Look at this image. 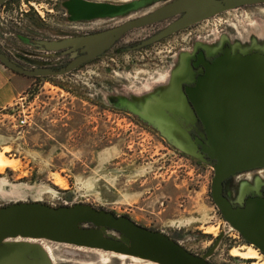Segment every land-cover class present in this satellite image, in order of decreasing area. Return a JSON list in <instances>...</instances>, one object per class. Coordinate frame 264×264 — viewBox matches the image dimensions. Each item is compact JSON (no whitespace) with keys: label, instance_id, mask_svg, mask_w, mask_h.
Masks as SVG:
<instances>
[{"label":"rangeland","instance_id":"374dc122","mask_svg":"<svg viewBox=\"0 0 264 264\" xmlns=\"http://www.w3.org/2000/svg\"><path fill=\"white\" fill-rule=\"evenodd\" d=\"M77 1L131 7L116 17L74 21ZM170 1L25 0L20 12L12 1L13 7L0 9V51L25 68L58 66L66 58L45 53L35 41L100 32ZM166 24L130 31L104 55L66 75L23 78L20 100L0 111V155L15 166L0 171V207L86 204L164 234L195 256L220 236L206 261L248 264L229 255L241 248L233 244L238 236L210 200L211 163L185 141L187 131L199 132L176 82L189 85L186 60L200 48L207 56L221 44L233 52L264 53V5L226 11L132 49ZM246 173L225 182L233 203L264 185V175ZM27 242L42 246L51 264H154L45 240ZM257 255L250 264H264Z\"/></svg>","mask_w":264,"mask_h":264},{"label":"water","instance_id":"95a60500","mask_svg":"<svg viewBox=\"0 0 264 264\" xmlns=\"http://www.w3.org/2000/svg\"><path fill=\"white\" fill-rule=\"evenodd\" d=\"M4 1L0 0V4ZM252 5H264V0H172L104 32L38 42L46 52L79 50L83 54L58 71L22 69L1 51L0 65L26 77L60 76L101 55L129 31L167 22L143 43L150 45L220 13ZM130 7L77 1L72 19L116 17ZM201 65L203 74L192 86L184 87L183 95L204 135V143L195 144L212 165L209 197L222 220L264 256V197L248 198L242 208H231L222 195L224 180L264 168V53H232L225 49L210 63ZM183 136L191 143L186 134ZM219 239L220 236L205 254L195 256L166 235L86 204L50 207L29 202L0 207V264H48L37 255V248L22 243L27 240L125 255L154 264H209L206 259Z\"/></svg>","mask_w":264,"mask_h":264},{"label":"flooded vegetation","instance_id":"af4514ba","mask_svg":"<svg viewBox=\"0 0 264 264\" xmlns=\"http://www.w3.org/2000/svg\"><path fill=\"white\" fill-rule=\"evenodd\" d=\"M12 1H15V4H19V7H18V11L20 12V6H21V4L23 3V2H25V0H6V1H4L2 4H0V9H3V7H4V5H9V6H11V7H13V5H12ZM8 11H10V13H11V11H14V8H12V10H8ZM110 29V28H109ZM106 30H108V29H106ZM106 30H103V31H100V32H104V31H106ZM100 32H96V33H88V34H86V33H84V34H81V35H78V36H71V37H67V38H63V39H57V40H38V41H35V45L36 46H38L39 48H41L42 50H43V46H40L39 44H38V42H40V41H60V40H64V39H68V38H74V37H79V36H87V35H93V34H97V33H100ZM130 32V31H129ZM129 32H127V33H129ZM126 33V34H127ZM126 34H124L123 36H125ZM122 36V37H123ZM122 37H120L118 40H116L111 46H110V48L115 44V43H117ZM148 39V38H147ZM147 39H145V40H142L137 46H134V47H132V49H135L136 47L137 48H145V47H148L149 45H143V43L147 40ZM151 45V44H150ZM109 48V49H110ZM109 49H107L106 51H104L101 55H99V56H97V57H95V58H93L92 60H90V61H88V62H86V63H84V64H82V65H80L79 67H82L83 65H85V64H87V63H90V62H92L93 60H95V59H97V58H99L100 56H102V55H104ZM131 49V48H130ZM225 49H228L230 52H232V53H239L240 51L239 50H236V51H232L230 48H229V46H227V44H221V46L219 47V49L218 50H213V51H216V52H211V53H215L214 55H212V56H207V49L206 48H200V50H197V51H195V52H193V54H192V58H190L189 60H186V67H184V69L187 71V76H185L186 78H189V79H192L191 80V82H189V85L188 86H186V85H184V84H181V82L182 81H177L176 82V84H177V87H176V90H177V92H178V94L180 95V98H181V100L185 103V105L187 106V108H188V110L191 112V114H192V116H193V118H194V122H195V127H196V129H197V131L199 132V133H193V132H190V131H187V133H186V135L188 136V138H189V140H190V142H191V144L194 146V148L196 149V151L205 159V160H207V158L200 152V147L197 145V144H195V141H199L200 143H204V135H203V131H202V127H201V125H200V123H199V121H198V119L196 118V116H195V114H194V112L192 111V108L190 107V105L189 104H187V102L185 101V99H184V95H183V89H184V87H190V86H192V83L196 80V78L197 77H199V76H201L202 74H203V67H202V65H201V62H206V63H210L214 58H216L218 55H220L221 53H222V51L223 50H225ZM44 51V50H43ZM45 53H47L46 51H44ZM259 52V51H258ZM48 53H51V54H56V55H58V56H60V57H62V58H66V61H64L62 64H60V65H58V66H52V67H44V66H42V67H30V68H25V67H23V66H19V65H17V66H19V67H21L22 69H25V70H32V69H34V68H43V69H46V70H53V71H58V70H60V69H62V68H64L68 63H70L72 60H74V59H76V58H78V57H80V56H82L83 54L82 53H80L79 52V50H76V51H74V52H67V51H65V50H61V51H57V52H48ZM210 52H209V54L208 55H210L211 54ZM240 53H242V52H240ZM251 53H255V52H251ZM243 54H246V53H243ZM248 54V53H247ZM208 57H210V58H208ZM187 59V58H186ZM12 62V61H11ZM13 63V62H12ZM15 64V63H14ZM79 67H77V68H79ZM76 68V69H77ZM76 69H74V70H76ZM74 70H72V71H74ZM71 71V72H72ZM70 73V72H69ZM14 74V73H13ZM66 74H68V73H66ZM66 74H63V75H66ZM17 75V74H16ZM63 75H60V76H63ZM19 76H21V77H23V78H25V79H32V80H40V79H47V78H53V77H60V76H47V77H26V76H22V75H19ZM186 78H184V79H186ZM184 79H183V81H184ZM188 79V80H189ZM178 88H179V90H178ZM208 161V160H207ZM262 170L264 169V168H261ZM261 169H256V170H254V171H251L252 173L251 174H255L256 175V173L259 171V170H261ZM256 171V172H255ZM248 173V172H247ZM246 173V174H247ZM241 174V173H240ZM230 178V177H229ZM228 178V179H229ZM228 179H226V180H224L223 182H222V195L227 199V201H228V203L230 204V206H231V208H242L243 207V205H244V201H246L248 198H257V197H259V198H262V197H264V185H261L260 186V188H258V189H252V190H250L249 192H247V194L242 198V200L240 201V202H235V203H233V202H231L230 200H229V198L227 197V195H226V192H225V189H224V185H225V182L228 180ZM229 196V195H228ZM63 207V206H62ZM64 207H67V206H64ZM113 215V214H112ZM115 217H124V216H115ZM124 218H126V217H124ZM126 219H128V218H126ZM137 225V224H136ZM141 227V226H140ZM233 230V229H232ZM234 231V230H233ZM234 232H236V231H234ZM236 234H237V236H238V239L236 238V240H237V242H233V244H237V245H239L241 248H237V249H242V250H245L246 248H251V249H253L254 251H256L257 252V250H255V248H253V246H251L250 244H248L246 241H244L242 238H241V236L236 232ZM164 235V234H163ZM168 237V236H167ZM232 238H234V237H232ZM170 239V238H169ZM220 240V239H219ZM173 241V240H172ZM219 242V241H218ZM176 243V242H175ZM258 253V252H257ZM246 263H248V264H250V262L248 261V262H246Z\"/></svg>","mask_w":264,"mask_h":264},{"label":"crops","instance_id":"0c3cea01","mask_svg":"<svg viewBox=\"0 0 264 264\" xmlns=\"http://www.w3.org/2000/svg\"><path fill=\"white\" fill-rule=\"evenodd\" d=\"M25 86L23 77L13 74L0 65V111L20 100Z\"/></svg>","mask_w":264,"mask_h":264},{"label":"bare ground","instance_id":"6f19581e","mask_svg":"<svg viewBox=\"0 0 264 264\" xmlns=\"http://www.w3.org/2000/svg\"><path fill=\"white\" fill-rule=\"evenodd\" d=\"M243 54V53H242ZM14 165H16V163L14 164ZM4 167H10V168H12L13 167V164L12 163H10L9 161H7V159L5 160L4 158H2V156L0 155V171H2V169L4 168ZM15 167V166H14ZM13 167V168H14ZM256 172V171H255ZM256 175H264V169L262 170H259L257 173H256ZM59 179V178H58ZM56 182H58V181H56ZM55 182V183H56ZM63 185V184H62ZM59 187H61V186H59ZM209 231V230H208ZM216 232V231H215ZM208 233V232H207ZM29 241H31V240H29ZM23 244H26V245H31V246H34L35 248H37L38 249V253H37V255L39 256V257H41V258H43V259H45L46 260V262L48 263V264H51L50 263V261L47 259V252H46V250L42 247V246H40V245H33V244H31L30 242H27V241H25V243H23ZM229 255L231 256V257H237V258H240V259H243V260H246V261H250V260H255V259H257L258 258V255H257V253H256V251H254L253 249H251V248H246L245 250H244V252L243 253H240L239 252V250L238 249H231L230 251H229ZM37 257V256H36ZM117 257H119V256H117ZM127 256H125V255H120V257L118 258V259H123V258H126ZM135 259H139V258H135ZM263 264V263H262Z\"/></svg>","mask_w":264,"mask_h":264},{"label":"built area","instance_id":"2783aa9c","mask_svg":"<svg viewBox=\"0 0 264 264\" xmlns=\"http://www.w3.org/2000/svg\"><path fill=\"white\" fill-rule=\"evenodd\" d=\"M19 123H20V125H22L23 124V121H20Z\"/></svg>","mask_w":264,"mask_h":264},{"label":"trees","instance_id":"16d2710c","mask_svg":"<svg viewBox=\"0 0 264 264\" xmlns=\"http://www.w3.org/2000/svg\"><path fill=\"white\" fill-rule=\"evenodd\" d=\"M37 80V79H36ZM59 207H62V206H59Z\"/></svg>","mask_w":264,"mask_h":264}]
</instances>
